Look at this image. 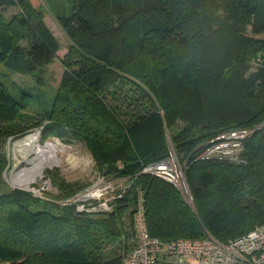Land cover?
I'll return each instance as SVG.
<instances>
[{
  "label": "trees",
  "instance_id": "16d2710c",
  "mask_svg": "<svg viewBox=\"0 0 264 264\" xmlns=\"http://www.w3.org/2000/svg\"><path fill=\"white\" fill-rule=\"evenodd\" d=\"M39 4L0 0V15L18 9L0 19V67L37 80L58 51ZM58 23L72 57L42 120L15 129L18 112L42 96L14 95L0 80V187L4 142L37 127L44 139L82 142L96 175L132 185L110 212L78 211L69 201L91 184L57 172H48L58 190L49 199L0 192V263L123 264L136 189L150 236L163 242L208 234L225 243L264 224V65L254 63L264 51V0H74ZM232 129L253 130L237 162L200 158ZM168 140L196 214L174 186L143 173L170 156Z\"/></svg>",
  "mask_w": 264,
  "mask_h": 264
},
{
  "label": "built area",
  "instance_id": "2783aa9c",
  "mask_svg": "<svg viewBox=\"0 0 264 264\" xmlns=\"http://www.w3.org/2000/svg\"><path fill=\"white\" fill-rule=\"evenodd\" d=\"M254 63L264 65V51L255 57ZM252 133L249 129L224 131L206 144L200 158L237 162L243 141ZM143 173L168 182L182 197H190L184 171L174 152L170 151L167 159L146 166ZM131 185L130 180H107L97 175L95 181L69 203L76 205L80 212H110L114 202L126 195ZM131 196L134 197V244L123 264H264V224L225 243L211 236L163 242L148 232L143 192L136 189Z\"/></svg>",
  "mask_w": 264,
  "mask_h": 264
},
{
  "label": "rangeland",
  "instance_id": "374dc122",
  "mask_svg": "<svg viewBox=\"0 0 264 264\" xmlns=\"http://www.w3.org/2000/svg\"><path fill=\"white\" fill-rule=\"evenodd\" d=\"M73 4L74 0H40L38 8L42 13L45 25L58 43V51L54 61L51 64L42 67L38 71V80L30 75L23 76L17 73H11L0 67V80L3 81L4 85L12 94L15 95L18 91H26L32 93L33 95L42 96L41 100L30 101L24 110L18 112V119L11 123L15 129H25L27 126L42 120L43 110L49 109V104L59 89L65 65L72 57V43L59 25L58 19L70 14ZM17 12V8H8L2 12L0 19L2 22H6ZM219 14L224 16L223 11H219ZM262 40H264V38H262ZM255 67L257 68L256 65ZM127 90L128 88L124 87L123 92H126ZM35 131H39L40 133V145L45 146L50 151L47 152V154H50L52 151V154H50L52 157L47 158L43 164L32 172V181L27 182L23 181L19 172L22 170L24 165L28 164V162L20 164L14 163L13 142L18 139H22L23 136ZM168 145L170 147V151L173 152L169 140ZM3 152L8 158V166L3 174V186L0 187V192L8 189H15L32 193V195L37 198L47 199L48 197L49 199V197L51 198L52 196H57L58 190L52 185L51 180L48 177V172H57L59 177L71 184H91L95 181L97 176L93 159L82 142L69 140L68 138H64L63 140H59L54 137L44 139L42 138L41 127L30 128L19 136L7 139L3 144ZM178 163L182 169H184V162ZM182 198L190 210L196 214L191 195L190 197ZM123 220L126 231L130 233L132 225L131 218L126 215ZM206 236L209 235L206 234ZM125 242L129 247V251L133 246L134 240L129 236ZM120 245H123V242H121ZM110 250L111 247H108L107 251ZM127 252L124 254L126 255ZM0 264L9 263L2 262Z\"/></svg>",
  "mask_w": 264,
  "mask_h": 264
},
{
  "label": "bare ground",
  "instance_id": "6f19581e",
  "mask_svg": "<svg viewBox=\"0 0 264 264\" xmlns=\"http://www.w3.org/2000/svg\"><path fill=\"white\" fill-rule=\"evenodd\" d=\"M39 137V131H35L13 142L14 163L20 164L28 162L19 172L23 181L31 182L32 172L43 164L47 158L52 157V155H50L52 151L50 154H47V152L50 151L45 146L40 145Z\"/></svg>",
  "mask_w": 264,
  "mask_h": 264
},
{
  "label": "crops",
  "instance_id": "0c3cea01",
  "mask_svg": "<svg viewBox=\"0 0 264 264\" xmlns=\"http://www.w3.org/2000/svg\"><path fill=\"white\" fill-rule=\"evenodd\" d=\"M261 37L264 38V35H262Z\"/></svg>",
  "mask_w": 264,
  "mask_h": 264
}]
</instances>
